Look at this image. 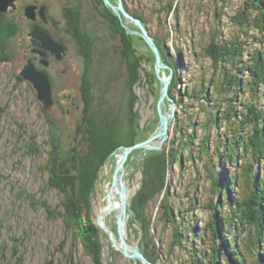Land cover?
Listing matches in <instances>:
<instances>
[{
    "label": "rangeland",
    "instance_id": "1",
    "mask_svg": "<svg viewBox=\"0 0 264 264\" xmlns=\"http://www.w3.org/2000/svg\"><path fill=\"white\" fill-rule=\"evenodd\" d=\"M109 1L116 6L122 3L125 10L126 7L138 9L149 19L148 30L143 26L153 39L154 37L160 39L169 57L175 60V66L163 62L179 77L177 97L199 90L202 79L220 77L221 70L214 69L212 60L202 57L204 48L214 35L221 36L222 40H232L240 36L249 53L261 47L260 42L256 41L260 38L258 33L250 31L248 37L243 35L233 20L240 12L243 0ZM41 4L48 6L46 19L49 16L50 20L47 23L41 22L39 26L36 20L38 17L43 18L38 13L41 7L37 5ZM29 5L38 7L34 21L27 19L25 15V9ZM16 6V10L9 12L12 13L9 16H13L19 22L21 31L10 41L8 61L0 63V264H93L78 238L66 228L63 219L50 218L45 208L34 205L31 201L33 198L35 201L46 202L53 210H62L60 206L64 202L63 194L47 186L48 173L45 164L48 159L49 142L54 138L59 143L60 152L66 157L72 145L76 143L75 130L82 122L83 103L80 86L85 60L78 52L77 42L67 32L69 22L66 10L78 11L81 30L93 40L95 56L91 79L94 83L95 106L101 105L102 111H111L120 126L119 131L124 140L130 137L128 102L131 74L128 70L134 57L127 55L121 36L116 28L109 24L108 17L114 15L120 20L131 39V48L135 49L141 59L138 67L140 78L134 87L137 94L135 110L140 115V126L147 133L155 131L160 125L157 104L162 84L155 68L156 59L150 46L140 37L141 32L135 24L118 15L103 0H19ZM108 10L111 15L108 14ZM34 27H38L65 48L66 53L62 60H58L54 54L47 51H44L49 55L47 66L42 63L41 55V63L34 60V55L30 53L29 44L26 42L27 35ZM30 47L35 50L32 39ZM195 53L198 54L196 57L193 56ZM149 58L154 59L153 66L148 63ZM28 60L49 77L53 103L47 109L38 100L32 84L20 76ZM151 73H154L157 79L153 86L148 83V75ZM160 74L168 77L169 71L164 70ZM174 75L169 86L171 98L170 88ZM208 94L210 101L204 100L203 103L193 102L184 97L182 99L184 109L177 106V98H172L174 103L166 102L163 111H170L172 108L175 111L169 127L170 135L163 143L162 150H135L126 162L123 178L129 189L127 242L131 246H138V250L152 264H199L194 261L195 259L201 260L200 264H210V222L214 214L222 219L229 213V207L224 202L215 213L211 210L210 205L218 199L213 194L212 182L207 175L204 161L197 157L195 146L191 155L187 149H181L177 163L173 164L167 174L166 189L153 198L151 194L149 197L145 196L144 184L147 175L144 164L150 153L168 154L171 140L177 139L179 142L191 130L196 133L197 145L201 143L204 134L210 135L209 156L213 159L212 170L216 178L229 179L234 172V164L216 157L214 150L216 140L224 137L228 126L211 127L209 130L204 126L208 124L210 113L216 111V103H212L211 100L220 101V92L215 91L214 85L208 90ZM239 94L240 105L254 101L251 93ZM261 97L259 92L257 105L264 109V100ZM204 104L206 106L203 108ZM225 108L226 106L222 105L220 110L223 111ZM176 121L182 124L180 126L183 127L185 134L183 137L182 133L175 131L173 125ZM190 121L194 122L195 126L188 129ZM31 136L35 138L40 148L39 154L29 150ZM116 152V155L114 152L106 161L93 196V215L96 224L102 207L107 203V184L113 183L117 156L122 154L119 150ZM244 162L245 160L241 159L238 164ZM254 171L263 177L264 162L258 163ZM222 183L226 188L228 181ZM163 201L169 202L172 215L174 214L176 223L180 224L182 239L180 245H176L173 224L168 222L169 219L164 216L161 209ZM107 224L118 236L115 216L108 217ZM221 224L222 222L219 226ZM100 230L106 237L102 238L104 264H142L138 260L127 259L116 251L110 235ZM228 243V235L223 236L219 242L222 247ZM111 246L113 250H110Z\"/></svg>",
    "mask_w": 264,
    "mask_h": 264
},
{
    "label": "trees",
    "instance_id": "2",
    "mask_svg": "<svg viewBox=\"0 0 264 264\" xmlns=\"http://www.w3.org/2000/svg\"><path fill=\"white\" fill-rule=\"evenodd\" d=\"M169 9H171L170 5ZM126 10L139 19L148 30L149 19L140 10L128 7ZM108 14L111 15L109 10ZM66 17L69 22L67 32L77 42L78 52L85 60V70L80 86L83 103L82 122L75 130L74 142L76 143L72 145L66 157L60 152L59 143L54 138L49 142L48 159L45 164V170L48 173L47 186L63 194L64 202L60 206L62 210H53L46 202L35 201L33 198L31 201L34 205L45 208L50 218L63 219L64 225L78 238L93 264H104L102 238L106 237L96 224L92 204L101 172L106 161L121 146L129 147L143 142L154 130L147 133L139 124L140 115L135 110L137 94L134 87L139 82L138 67L141 59L135 49L131 48V39L127 36L120 20L114 15L108 17L109 24L112 28L114 26L120 34L127 55L134 57L133 62L129 61L131 66L128 70L131 76L128 102L130 137L127 140L121 138L120 126L118 122L116 123L111 111H102L101 105L95 106L94 83L91 79L95 56L93 40L81 30L78 11L66 10ZM233 20L242 30L243 35L248 37L250 31L258 33L260 38L256 41L260 42L261 47L249 53L240 36L232 40H222L221 36L214 35L204 48L202 57L212 60L214 69L221 70L220 77L202 79L199 90L180 94L177 97L179 77L175 73L170 95L173 99L177 98V106L184 109L182 105L184 97L193 102L210 101L208 90L213 85L215 91L220 92L219 102L211 100L212 103H216V111L210 113L208 124L204 126L206 130L211 127L228 126L224 137L216 140L214 150L216 157L224 158L226 163L234 164V172L229 179L216 178L212 170L213 159L209 156L210 135L204 134L201 143L197 145L196 133L191 130L179 142L177 139L171 140V149L168 154L150 153L144 164L145 175H147L144 189L145 196L149 197L151 194L152 198L161 193L164 188L166 189L167 174L173 164L177 163L181 149H187L191 155L192 148L195 146L198 152L197 157L204 161L207 175L212 182L213 194L218 199L210 205L211 210L215 213L217 208H221L223 202L229 207V213L222 219L212 213L213 218L209 225L211 241L209 263L264 264V176H259L254 171L258 163L264 162V109H260L257 105L259 92L264 100V0H243L241 10ZM20 31L19 22L13 16L0 14V63L8 61L10 41ZM154 39L162 60L175 66V60L169 57L160 39L157 37ZM196 55L198 54H193L194 57ZM148 63L153 66L154 59L149 58ZM148 78L150 86L157 81L154 73L149 74ZM18 79L22 81L20 77ZM239 93H251L254 101L240 105ZM222 105L226 106L223 111L220 110ZM204 106L206 105L204 104L203 108ZM194 124L190 121L188 129L193 128ZM180 125L182 124L176 121L173 126L176 133H182L183 137L184 129ZM30 140L29 150L39 154L40 148L35 138L31 136ZM203 156L204 159H202ZM241 159L245 162L239 165ZM225 181H228L226 188L222 183ZM161 209L164 216L169 219L168 222L173 224L176 245H180L181 227L176 223L174 214L172 215L169 202L163 201ZM226 235L229 237V243L222 247L219 242ZM113 249L111 246L110 250ZM194 261L201 263V260Z\"/></svg>",
    "mask_w": 264,
    "mask_h": 264
},
{
    "label": "water",
    "instance_id": "3",
    "mask_svg": "<svg viewBox=\"0 0 264 264\" xmlns=\"http://www.w3.org/2000/svg\"><path fill=\"white\" fill-rule=\"evenodd\" d=\"M106 5L110 6L118 15H122L126 19H128L131 23H134L135 26L139 29L141 33H139L140 37L144 39L147 44L150 46L151 50L154 53L156 59V72L158 75V79L162 84L161 96L159 98L157 108L160 118V125L157 129L150 135L148 139L143 142L137 143L133 146H122L118 150L122 152L121 160L117 162V166L114 171L113 176V186H119L118 197L121 204V211L117 216V233L119 237V243L116 241V237L113 232L105 229V227L101 224V218L103 214H99L97 224L100 229L104 230L106 233L110 235V239L115 247V250L120 252L125 258L130 260H138L142 262V264H152L143 253H141L138 249L132 247L126 240L122 227L128 221L127 210H128V199H129V189L124 182V173L126 170V162L129 158V155L135 150H145V151H153V150H162L163 143L168 139L169 127L174 118L175 109L172 108L170 111H163V108L166 107V102L174 103V100L169 96V86L171 84L173 78V70L168 65L164 64L162 57L160 55L159 48L157 47L153 37L149 34L146 28L143 26L140 20L136 19L134 16L130 15L122 3L119 6L112 4L109 0H103ZM12 8V10H10ZM16 0H0V14L13 12L16 10ZM37 9L38 7L35 5H29L25 9V15L29 20H36L37 17ZM39 15L45 20L46 19V8L41 7L39 9ZM29 37L32 39V44L37 50L42 59V63L44 65H48V61L45 60L46 54L44 51L51 52L55 55L58 60H62L66 51L65 48L58 45L51 37H49L45 32L40 30L38 27H34ZM168 70V77L164 76V74H160L161 71ZM162 75V76H161ZM20 76L25 81L32 84L33 88L37 92L38 100L43 104L44 108H49L52 103V88L49 77L41 72L35 64L28 60L22 69ZM158 143L156 147L151 148L150 145L153 143ZM117 152L114 153L116 155ZM118 157V156H117ZM110 200V194L108 195Z\"/></svg>",
    "mask_w": 264,
    "mask_h": 264
},
{
    "label": "bare ground",
    "instance_id": "4",
    "mask_svg": "<svg viewBox=\"0 0 264 264\" xmlns=\"http://www.w3.org/2000/svg\"><path fill=\"white\" fill-rule=\"evenodd\" d=\"M158 145V143H153L150 145L151 148L153 147H156ZM121 157H122V154H118V161L121 160ZM117 161V162H118ZM126 184V183H125ZM119 186H113L112 183H109L107 184V195L110 194V200L109 198H107V203L102 207L101 209V212L99 214H103L102 218H101V224L103 227H105V229L107 230H110L111 232H113L108 226L107 224V218L112 216L116 218L117 220V216H118V213L121 211V204H120V200H119V197H118V193H119ZM128 222V221H127ZM122 230L124 232V235H125V238L127 240L128 238V225L127 223L123 225L122 227ZM114 236L116 237V241L118 244L119 243V237L117 236L116 232H113ZM134 247L135 249H138V246H132Z\"/></svg>",
    "mask_w": 264,
    "mask_h": 264
},
{
    "label": "flooded vegetation",
    "instance_id": "5",
    "mask_svg": "<svg viewBox=\"0 0 264 264\" xmlns=\"http://www.w3.org/2000/svg\"><path fill=\"white\" fill-rule=\"evenodd\" d=\"M61 1H62V0H61ZM63 1H67V0H63ZM68 1H69V0H68ZM70 1H72V0H70ZM18 2H19V0H16L17 5H18ZM37 6H38L39 8L42 7V6H45L46 9H47V12H48V10H49V8H48L47 5L41 4V5H37ZM7 14H8V15H11L12 13H9V12H8ZM49 20H50V19H49V16H48L47 19H45V20H43V19H41L40 17H38L37 20H36V23H37L39 26H41V25H40L41 22L47 23ZM42 28H43V27H42ZM26 42L29 44L28 47H29V49H30V53L34 55V60H37V61H39V63H41V57H40L39 52H38L37 50H34L33 48L30 47V45H31V38L29 37V35H27V37H26ZM45 58H46V60H49V55H48L47 53H46Z\"/></svg>",
    "mask_w": 264,
    "mask_h": 264
}]
</instances>
